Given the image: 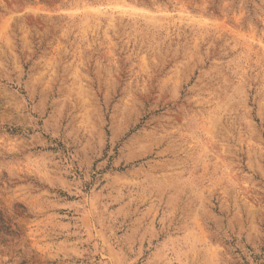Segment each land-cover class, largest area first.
<instances>
[{
	"label": "rangeland",
	"instance_id": "obj_1",
	"mask_svg": "<svg viewBox=\"0 0 264 264\" xmlns=\"http://www.w3.org/2000/svg\"><path fill=\"white\" fill-rule=\"evenodd\" d=\"M0 264H264V0H0Z\"/></svg>",
	"mask_w": 264,
	"mask_h": 264
},
{
	"label": "trees",
	"instance_id": "obj_2",
	"mask_svg": "<svg viewBox=\"0 0 264 264\" xmlns=\"http://www.w3.org/2000/svg\"><path fill=\"white\" fill-rule=\"evenodd\" d=\"M17 226L12 222V219L8 217L5 212L0 208V245L6 247H13L16 245V241L13 239L14 235L18 234Z\"/></svg>",
	"mask_w": 264,
	"mask_h": 264
}]
</instances>
